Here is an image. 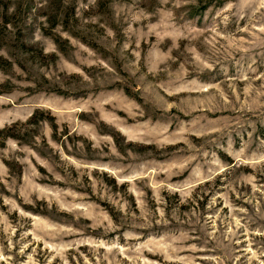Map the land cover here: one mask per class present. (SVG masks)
<instances>
[{"label":"rangeland","instance_id":"rangeland-1","mask_svg":"<svg viewBox=\"0 0 264 264\" xmlns=\"http://www.w3.org/2000/svg\"><path fill=\"white\" fill-rule=\"evenodd\" d=\"M0 57V264H264V0H0Z\"/></svg>","mask_w":264,"mask_h":264},{"label":"trees","instance_id":"trees-1","mask_svg":"<svg viewBox=\"0 0 264 264\" xmlns=\"http://www.w3.org/2000/svg\"><path fill=\"white\" fill-rule=\"evenodd\" d=\"M3 61L5 64L6 62L0 57V62ZM8 64V63H7ZM4 129H0V133H3ZM9 135L3 134L1 139H5L6 137H8Z\"/></svg>","mask_w":264,"mask_h":264}]
</instances>
